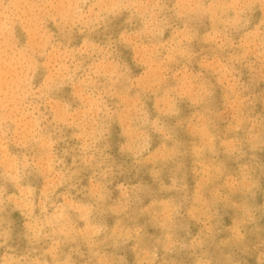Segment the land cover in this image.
Wrapping results in <instances>:
<instances>
[{"label": "rangeland", "instance_id": "rangeland-1", "mask_svg": "<svg viewBox=\"0 0 264 264\" xmlns=\"http://www.w3.org/2000/svg\"><path fill=\"white\" fill-rule=\"evenodd\" d=\"M15 1L0 264H264V0Z\"/></svg>", "mask_w": 264, "mask_h": 264}, {"label": "bare ground", "instance_id": "bare-ground-1", "mask_svg": "<svg viewBox=\"0 0 264 264\" xmlns=\"http://www.w3.org/2000/svg\"><path fill=\"white\" fill-rule=\"evenodd\" d=\"M13 1V0H12ZM17 1V0H16ZM15 1V2H16ZM28 1V0H27ZM77 1V0H76ZM247 1V0H246ZM69 2H72V1H69ZM92 2V1H91ZM113 2V1H112ZM170 2V1H169ZM178 2V1H177ZM196 2V1H195ZM233 2H235V1H233ZM17 3H19V1L17 2ZM31 3V2H30ZM59 3H61V2H59ZM33 4H34V2H33ZM57 4V3H56ZM70 3H68V5H69ZM110 4H111V2H110ZM138 4V3H137ZM192 4V3H191ZM66 5V4H65ZM42 6V5H41ZM55 6V5H54ZM70 6V5H69ZM72 6H74L73 4H72ZM101 6V5H100ZM140 6V5H139ZM143 6V5H142ZM240 6V5H239ZM262 6H264V5H262ZM33 7V6H32ZM125 7V6H124ZM167 7V6H166ZM12 8V7H11ZM39 8H40V6H39ZM64 8V7H63ZM65 8H67L66 6H65ZM69 8V7H68ZM67 8V9H68ZM10 9V8H9ZM16 9H18V8H16ZM38 9V8H37ZM55 9V8H54ZM60 9V8H59ZM238 9V8H237ZM22 10V9H21ZM119 10V9H118ZM170 10V9H169ZM29 11V10H28ZM44 11V10H43ZM56 11V10H55ZM70 11V10H69ZM164 11V10H163ZM9 12V11H8ZM170 12V11H169ZM3 13V12H2ZM1 13V14H2ZM17 13V12H16ZM24 13V12H23ZM54 13V12H53ZM65 13V12H64ZM8 14V13H7ZM17 14H19V13H17ZM41 14V13H40ZM4 15H5V13H4ZM3 15V16H4ZM68 15V14H67ZM85 15H86V13H85ZM126 15V14H125ZM20 16V15H19ZM69 16V15H68ZM82 16V15H81ZM107 16V15H106ZM138 16V15H137ZM164 16V15H163ZM5 17V16H4ZM4 17H3V19H4ZM7 17V16H6ZM23 17V16H22ZM38 17V16H37ZM133 17V16H132ZM8 18V17H7ZM28 18V17H27ZM75 18H76V16H75ZM177 18V17H176ZM2 19V20H3ZM21 19H23V18H21ZM36 19V18H35ZM40 19V18H39ZM37 20V19H36ZM60 20V19H59ZM10 21H11V19H10ZM12 22V21H11ZM27 22V21H26ZM29 22V21H28ZM32 22V21H31ZM2 23H4L3 21H2ZM33 23H35V22H33ZM61 23V22H60ZM134 23H136V21L134 22ZM5 24V23H4ZM23 24H24V22H23ZM28 24V23H27ZM100 24V23H99ZM200 24V23H199ZM3 25V24H2ZM35 25V24H34ZM4 26V25H3ZM0 27H1V25H0ZM6 27V26H5ZM5 27H4V29H5ZM38 27V26H37ZM9 28V27H8ZM30 28V27H29ZM162 28V27H161ZM42 29V28H41ZM40 29V30H41ZM33 30V29H32ZM8 31V30H7ZM29 32V31H28ZM30 32H32V31H30ZM34 32V31H33ZM98 32V31H97ZM154 32V31H153ZM4 33V32H3ZM42 33V32H41ZM6 34H7V32H6ZM43 34V33H42ZM1 35H2V33H1ZM27 35L28 36H32V35H29V33H27ZM134 35V34H133ZM215 35V34H214ZM5 36V35H4ZM2 37V36H1ZM6 37V36H5ZM10 37V36H9ZM199 37V36H198ZM7 38V37H6ZM11 38V37H10ZM3 39V38H2ZM142 39V38H141ZM4 40V39H3ZM3 40H1V41H3ZM7 40V39H6ZM43 40V39H42ZM195 40V39H194ZM11 41V40H10ZM28 41V40H27ZM41 41V40H40ZM181 41V40H180ZM36 42H37V40H36ZM43 42V41H42ZM51 42V41H50ZM173 42V41H172ZM4 43H6V42H4ZM38 44H39V42H37ZM182 43V42H181ZM210 43V42H209ZM12 44H13V42H12ZM11 44V45H12ZM41 45V44H40ZM17 46V45H16ZM35 46V45H34ZM37 46H39V45H37ZM14 47V46H13ZM12 47V48H13ZM39 47H41V46H39ZM3 48V47H2ZM1 48V49H2ZM0 49V50H1ZM4 50V49H3ZM159 51V50H158ZM49 52V51H48ZM14 53V52H13ZM141 53V52H140ZM151 53V52H150ZM12 54V53H11ZM50 55V54H49ZM54 55H57V54H54ZM158 55V54H157ZM165 55V54H164ZM15 56V55H14ZM24 56V55H23ZM61 56V55H60ZM2 57H4V56H2ZM21 57V56H20ZM26 57H30L29 55H27ZM139 57V56H138ZM1 58V57H0ZM5 58V57H4ZM19 58V57H18ZM58 58V57H57ZM12 59V58H11ZM23 59V58H22ZM216 59V58H215ZM214 59V60H215ZM4 60V59H3ZM2 60V61H3ZM19 60V59H18ZM29 60V59H28ZM13 61V60H12ZM36 61V60H35ZM55 61H56V59H55ZM62 61V60H61ZM4 62H5V60H4ZM11 62V61H10ZM44 62V61H43ZM219 62V61H218ZM61 63V62H60ZM143 63V62H142ZM22 64V63H21ZM214 64V63H213ZM5 65V64H4ZM6 65H8L9 66V63L8 64H6ZM32 65V64H31ZM61 65V64H60ZM98 65V64H97ZM103 65V64H102ZM48 67V66H47ZM106 67V66H105ZM5 68H6V66H5ZM125 68V67H124ZM8 69V68H7ZM32 69V68H31ZM6 70V69H5ZM19 70V69H18ZM104 70V69H103ZM155 70V69H154ZM25 71H26V69H25ZM24 71V72H25ZM156 71V70H155ZM20 72V71H19ZM153 72V71H152ZM7 73V72H6ZM5 73V74H6ZM135 73V72H134ZM2 74V73H1ZM3 75V74H2ZM22 75V74H21ZM29 75V74H28ZM225 75V74H224ZM6 76V75H5ZM16 76V75H15ZM27 76V75H26ZM107 77V76H106ZM110 77V76H109ZM152 77V76H151ZM110 79V78H109ZM3 80V79H2ZM1 81V80H0ZM8 82V81H7ZM6 82V83H7ZM15 82V81H14ZM64 82V81H63ZM3 83H4V81H3ZM2 83V84H3ZM16 83V82H15ZM17 84V83H16ZM5 85V84H4ZM3 85V86H4ZM15 85V84H14ZM28 85V84H27ZM107 85V84H106ZM108 86V85H107ZM110 86V85H109ZM191 86H192V84H191ZM47 87V86H46ZM13 88V87H12ZM141 88H143V87H141ZM150 88V87H149ZM151 89V88H150ZM181 89V88H180ZM229 89V88H228ZM18 90V89H17ZM20 90H21V88H20ZM79 90V89H78ZM73 91V90H72ZM77 91V90H76ZM188 91H190V90H188ZM207 91V90H206ZM28 92V91H27ZM26 92V93H27ZM21 93V92H20ZM25 93V94H26ZM45 93V92H44ZM23 95H24V93H23ZM76 95V94H75ZM124 95V94H123ZM54 97V96H53ZM119 97V96H118ZM83 98V97H82ZM34 99V98H33ZM22 102V101H21ZM61 102V101H60ZM81 102V101H80ZM87 102H89V101H87ZM114 102V101H113ZM17 103V102H16ZM28 103V102H27ZM4 105V104H3ZM55 105V104H54ZM18 106V105H17ZM61 106V105H60ZM23 107V106H22ZM53 107V106H52ZM27 108V107H26ZM62 109V108H61ZM63 110V109H62ZM78 113V112H77ZM62 114V113H61ZM75 114V113H74ZM85 115V114H84ZM18 116V115H17ZM24 116V115H23ZM74 116V115H73ZM7 117V116H6ZM29 117V116H28ZM81 117V116H80ZM60 118V117H59ZM18 120V119H17ZM30 120V119H29ZM28 120V121H29ZM128 120V119H127ZM22 121V120H21ZM28 123V122H27ZM73 124V123H72ZM7 125V124H6ZM10 125V124H9ZM26 129V128H25ZM25 131V130H24ZM139 131V130H138ZM141 131V130H140ZM215 131H217V130H215ZM2 132V131H1ZM16 132V131H15ZM32 132V131H31ZM17 133V132H16ZM32 136V135H31ZM2 138V137H1ZM49 138V137H48ZM129 138V137H128ZM28 141V140H27ZM10 142V141H9ZM50 143V142H49ZM127 143V142H126ZM230 144V143H229ZM2 150V149H1ZM16 154V153H15ZM167 156V155H166ZM40 157H42V156H40ZM5 159V158H4ZM166 159V158H165ZM42 164V163H41ZM52 164V163H51ZM48 165V164H47ZM181 165H183V164H181ZM15 166V165H14ZM8 167V166H7ZM43 167V166H42ZM53 168V167H52ZM152 168V167H151ZM9 169H10V167H9ZM14 170V169H13ZM34 170V169H33ZM90 172V171H89ZM155 174V173H154ZM189 174V173H188ZM54 178V177H53ZM206 178V177H205ZM52 179V178H51ZM45 185V184H44ZM23 189V188H22ZM94 191V190H93ZM141 191V190H140ZM248 205V204H247ZM166 206V205H165ZM168 207H170V206H168ZM84 208H86V207H84ZM88 209V208H87ZM89 210V209H88ZM87 210V211H88ZM64 213V212H63ZM83 213H84V211H83ZM147 213V212H146ZM66 215V214H65ZM82 215V214H81ZM67 219H68V217H67ZM87 222V221H86ZM144 222V221H143ZM241 222V221H240ZM97 226H95V228H96ZM67 229V228H66ZM119 229V228H118ZM117 229V230H118ZM97 230H98V228H97ZM176 230V229H175ZM62 232V231H61ZM52 233V232H51ZM86 235H87V233H86ZM198 236V235H197ZM208 238V237H207ZM227 243V242H226ZM229 243V242H228ZM213 244V243H212ZM218 248V247H217ZM221 248V247H220ZM142 256V255H141ZM13 257V256H12ZM49 257V256H48ZM221 257V256H220ZM14 258V257H13ZM6 262V261H5ZM16 263V262H15Z\"/></svg>", "mask_w": 264, "mask_h": 264}, {"label": "clouds", "instance_id": "clouds-1", "mask_svg": "<svg viewBox=\"0 0 264 264\" xmlns=\"http://www.w3.org/2000/svg\"><path fill=\"white\" fill-rule=\"evenodd\" d=\"M113 7H118V6L117 5H113ZM71 14L73 16H77L78 17L80 15V9H79V7H75L74 9H72ZM14 179H18V177H14Z\"/></svg>", "mask_w": 264, "mask_h": 264}]
</instances>
